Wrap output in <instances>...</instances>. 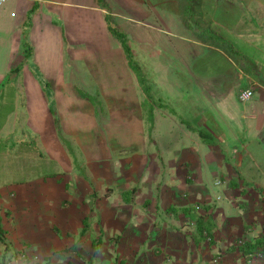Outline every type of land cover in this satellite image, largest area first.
<instances>
[{"label": "crops", "instance_id": "0c3cea01", "mask_svg": "<svg viewBox=\"0 0 264 264\" xmlns=\"http://www.w3.org/2000/svg\"><path fill=\"white\" fill-rule=\"evenodd\" d=\"M91 1H88L92 10L89 15L96 22L95 31L93 28L65 27V22L69 24L71 18L67 13L70 11L68 6L81 4L78 0H7L0 7V60L3 61L0 65L5 73L0 76V93H10L7 98L17 99V110L21 102L24 128L31 137L29 140L38 141L39 145L55 148L56 151L58 149L59 155H55L65 166L62 172L65 175L56 171L52 182L48 183H37L38 178L33 179L30 189L18 180L0 185L4 192L18 187L20 196L42 194L41 202L53 203L56 209L63 210L50 223L42 218L27 220L17 209L20 219L16 224L18 222L12 220V211L3 208L6 205L18 208L19 197L9 203L7 199L3 200L0 210V264H163L172 256H181L176 248L184 243V239L194 248V242L190 236L182 235L183 228L178 224L174 225L175 231L172 229L177 233L170 232L166 227L154 235V223L150 222V217L159 207L155 208L152 203L163 208L175 205L177 210L197 202L209 204L205 212L211 213L216 244L208 245L216 248L227 237L243 234L249 224L264 222V84L256 80L253 81L256 88L245 86L252 89V95L247 100H241L238 94L241 101L250 100L241 113L243 117L239 126L237 119L234 122L231 118V113H228V121H225L228 125L225 128L228 130V154L219 146L215 149L221 171L220 174L212 173L220 184L227 180L220 189L226 201L220 204L212 198L206 166L202 163V160H205V164L213 160L216 152L208 150L206 157L201 158L196 148L200 139L194 135L190 137L189 146H183L180 154L178 150L168 149L165 153L160 149V140H167L168 146L179 144L173 142L177 136L164 134L167 128L173 129L178 124L175 115L162 109V104H156L144 89L142 66H146V61L141 56L144 49L130 47L131 56L140 68L138 75L130 66L121 43L105 25L106 8L99 5L98 0ZM251 6L258 18L264 19V0H253ZM92 32L99 33L105 42H94ZM141 38L137 36V40ZM242 39L250 42L249 34H242ZM192 42L198 46L206 45L200 39L194 38ZM260 45L256 50L264 52V42ZM212 47L223 50L217 44ZM135 56L139 59H135ZM87 69L88 78H84L82 70ZM88 79L98 85L100 92L97 96L101 93L103 100H90L92 96L84 90ZM5 82H15L16 86H7L3 90ZM196 96V99L201 98L199 93ZM48 99L52 100L53 106L50 107ZM98 107L105 111L100 113ZM196 117V125L190 127L193 132L203 129L213 135V132L221 134L224 131L213 113L198 112ZM59 133L64 139L69 137L76 143L80 141L76 146L85 148V156L80 164L83 166L87 163L86 172H79L76 176L71 172L70 158L60 154V148L66 145H62ZM90 139L96 143L91 144ZM203 139L210 146V141ZM106 141H109V146L117 147L113 150L114 154L106 156L104 153ZM147 146H154L156 151H148ZM91 147L100 151L95 157L89 153ZM9 156L6 149L0 150L4 170L2 178H9L5 175L10 167L3 161ZM164 164H167L166 172L163 170ZM32 168L29 165L26 167ZM68 172L73 175L72 179ZM94 178L98 185L92 183ZM71 187L79 189L76 195L84 196L77 199L82 204L84 219L87 213L95 214L90 206H97V219L90 223L91 229L87 228L76 247H73L75 242L70 239L66 229L69 226L66 225L68 212L65 209L71 204V199L65 196ZM118 187L123 189L121 196L132 192L131 200L124 197L109 201V195ZM148 189H155L156 193L161 194L162 199L157 201L158 204L151 201L149 195L152 193H148ZM182 189L185 192L181 193ZM92 195L97 197L93 198ZM85 201L88 204L84 212ZM219 208L224 215L216 224L214 211ZM258 208L262 212L256 215ZM179 214L175 219L177 221L179 217H185L182 211ZM81 222L82 218L79 226H82ZM52 223L62 225L64 238H68L64 245H61L62 241L56 246L51 244V240L54 242L59 237L58 231L50 227ZM21 225L28 227H23L20 235ZM33 228L46 229L40 234L30 235L28 229ZM223 235L227 236L223 238ZM102 236L104 239L101 241L99 237ZM94 240L100 241L95 255L92 248ZM178 241L179 245L176 246L174 242ZM204 255L207 256V253ZM227 256L228 264H244L245 257L236 254V251L222 255L225 259Z\"/></svg>", "mask_w": 264, "mask_h": 264}, {"label": "rangeland", "instance_id": "374dc122", "mask_svg": "<svg viewBox=\"0 0 264 264\" xmlns=\"http://www.w3.org/2000/svg\"><path fill=\"white\" fill-rule=\"evenodd\" d=\"M78 1L81 2V4L68 6V10L70 11H67V13H69L71 18L68 20L69 24L65 22V27L93 28V31H95L94 26H96V22L93 17L89 15L92 10L88 6V3L92 1ZM252 1L253 0H98L99 5L105 7L108 13L105 17V25L107 24L108 27L111 26L123 33L122 38L129 48L133 47L138 49L141 47L146 52H141L142 58L146 61V66H142V75H145V78L143 77L144 89L149 93L156 104H162V109H165L166 112L171 114L174 113L175 115L178 126L175 125L173 129L167 128L168 130L165 131L164 134L177 136L178 138H175L173 142L179 144L168 146L167 140H160V144L162 143L160 149L165 153L168 149L175 150V152L178 150L179 154L182 153L184 147H186V145L189 146L191 143L190 137L194 135L200 139V144L196 145V148L200 151L201 158L204 159L206 157L205 153L208 150L216 152L218 146L224 150V153L228 154L226 148L228 147V130L225 129L228 126L225 123V121H228V113H231V118L235 120L234 122H236L237 119L239 122L237 125L239 126L241 117H243L241 113L247 108L246 105L250 103V100L243 102L238 98V94L241 90L245 89L244 87L247 85L256 88L257 86L253 81L258 80L264 84V52L256 50V48L261 46L260 44L264 42V19L258 18L255 14L253 6H251ZM65 12L66 11H64V14ZM87 14L89 16H87ZM180 19L185 26L182 25ZM60 23L61 21L59 24ZM245 32L249 34L250 42H246L242 39V34ZM193 33H195V35H193ZM92 34L91 39L94 42H105L99 33L92 32ZM136 35L138 38H142L137 40ZM184 37L186 40H184ZM194 38L200 39L206 45L198 46L192 42ZM258 43L259 45H257ZM215 44L222 47L223 50H215L212 47V45ZM135 59L139 58L135 56ZM2 62L3 61L0 60V64H2ZM3 69L4 68L0 65V76L5 74ZM87 74L88 69L87 71L82 70L84 78H88ZM89 76L91 77V74H89ZM144 80H146V84ZM84 85V90L87 95L92 96L90 100L93 99L94 102L100 101V99L103 100L102 97H100L101 93L99 97L97 96L100 92L98 85L91 83L90 79H88ZM3 86V90H6L7 86H16V83L5 82ZM198 93L201 98L196 99ZM9 95L10 93H8V95L4 92L2 94L0 93V150L6 149L10 155L3 160L7 162L10 167V169L8 168L7 170L8 172L6 171L7 175H5L9 178H2L1 176L4 170H2L3 165L1 163L2 159L0 158V185H7L15 182L13 180H18L25 184V188L30 189L34 181L33 179L38 178L35 181L37 183L52 182L55 172L57 171L63 174L62 172L65 167L59 162V157L55 155L59 150L57 149L56 151L54 150L55 148L39 145L38 141L29 140L31 137H29L28 132L24 128L25 122L21 114L23 113L24 115V112H22V104L20 102V107L17 110L15 108L17 99L12 100L11 98H7ZM193 95H195V98ZM47 102L50 103V107L51 105L53 106L51 99H48ZM98 108L100 113L105 111V109L102 110L100 107ZM205 111L213 113L217 121H219L220 125L224 128L223 134H218L216 132H213V135L211 134L210 146L203 137H200L198 129L193 132L190 128L193 127L192 125H194L195 120H197V113H204ZM32 132L33 131H30L29 133ZM79 134L81 135L82 133L79 132ZM90 134H92V132H90ZM221 135H225L226 137L224 138ZM60 140L62 141V145H66L60 148V154L70 158L71 172H74L75 176L79 174V172H86V167H88L87 163L83 166L80 164V160L85 156V148L76 146L80 141L76 143L69 137L64 139L62 135ZM149 142L150 141H148V143ZM90 143L95 144L96 141L91 140ZM116 148L117 147L113 145L109 146V141L104 142L103 151L106 156L110 153L114 154L113 150H116ZM147 149L150 152L156 151L154 146H147ZM97 152L100 151H97L94 147L89 148V153L92 156L95 157ZM167 156L168 155H166V157ZM144 157L145 156H143V158ZM218 160L219 156L216 152L213 156V160L210 162L206 161V164L204 163L205 160H202V163L206 166L213 200L223 204L226 200L223 196L224 193L222 194L220 189L222 184L227 180L220 184V180H215V176L212 175L214 172L220 174L221 170L219 169L221 165L218 163ZM28 165L31 168L32 166L34 167L32 169H26ZM166 169L167 164H164V172H166ZM71 172L68 173H70L69 178L72 179L73 175ZM64 178L65 176L62 179ZM70 181L72 183V180ZM91 181L95 185H98L97 179L94 178ZM1 187L2 186H0V189ZM121 190L123 189H119V187L115 189L114 193L109 195L108 200L118 201L124 197L131 200L133 196L132 192L128 193L127 196H121ZM183 191L184 189H182L181 193H183ZM75 193H79V189H72L71 187L68 194L65 196L71 199V204L65 209V212H68L66 225L69 226L66 229L69 231V235L71 236L70 239L75 242L73 247H76L78 241L80 242V240H82V235L86 232L87 228L91 229L90 223L97 219V206L95 205L90 206L95 214L87 213L85 219L83 218L81 212L82 204L77 199H81L84 196L76 195ZM148 193H152L149 195L152 202L158 204L157 201H161L162 196L156 193L155 189H148ZM20 195L21 192L18 190V187H11L9 192H4L3 189L0 190V210L3 208V200L7 199L6 201L9 203L10 200H15L18 197L20 199L18 208H13L11 205H6L3 208L5 211H12V220L15 223L20 219V213L17 209L21 210V213L27 220L42 218L44 221L49 222L55 221L56 215L63 211L56 209L53 203L41 202L43 198L42 194ZM183 195L187 194L184 193ZM92 197L95 198L97 195H92ZM219 197L221 198L218 199ZM85 199L88 201L87 196H85ZM86 201L84 202V212L88 204ZM209 203H212V201ZM62 204L64 205L65 203L62 202ZM151 205L155 206V208L159 207L157 211L155 210L151 213L150 217V222L154 223V235L159 231L162 232V229H166V227L170 232H174L176 229L174 225L178 224L177 226L183 228L181 232L182 235L186 237L189 236L191 227L190 223L187 221L188 218L181 217L180 219L179 217V221L175 220L178 215H180V211H178L179 209L177 210L175 205L168 206V209L163 208L164 206H156L153 203ZM242 207L244 212V205ZM214 208L215 206L213 209ZM202 211L204 212V210ZM220 212V208L214 211L216 224L222 215H224V213ZM260 212H262L260 208L256 209V215ZM81 218L82 226H79ZM103 218L104 216L102 215L100 219L101 224ZM263 223L264 222H259L254 225L247 224L249 227L247 226L243 234H233V236L227 237L221 247L219 245L217 248L216 246L214 247V245L209 246L208 240H205L200 246H194V248L192 245H188L185 239L184 243L181 245H179V241L174 242L176 246L179 245V248H176V250H178L177 253H180L181 256H172L167 263L163 261V264H222V262L223 264H228V256L225 259V257H222L224 253L222 254L219 252L222 250L224 251L225 247L237 240V238L242 236L250 237L258 233L260 230L264 229ZM16 224H19V222ZM59 225H55L54 223L50 224V227L58 231L57 235L59 236L54 242L51 240V244L54 246L60 241L63 242L61 245L68 242V238L67 240L65 239L66 237L64 238L62 225ZM23 227H28V225H21L20 232H18L20 235L21 232L23 233ZM45 229L46 228L37 230L35 228H33V230L28 229V233L30 235H36L42 233ZM172 229H174V231H172ZM163 232L166 233L165 230ZM226 236L227 235H223V238ZM99 238L101 241L104 239L103 236ZM219 240L220 239H218V241ZM96 241L98 240H94V242ZM92 248L94 249L93 245ZM204 253H207V256H205ZM218 254H220L219 258L217 257ZM236 254H238L237 251ZM228 255L230 256V254ZM243 262L244 264H264V256L258 254L251 260L243 258Z\"/></svg>", "mask_w": 264, "mask_h": 264}, {"label": "trees", "instance_id": "16d2710c", "mask_svg": "<svg viewBox=\"0 0 264 264\" xmlns=\"http://www.w3.org/2000/svg\"><path fill=\"white\" fill-rule=\"evenodd\" d=\"M110 31L116 38L119 39L121 45L126 53V57L132 69L136 71L138 75H140V68L134 62L130 48L122 38L123 33L119 32L117 29L109 26ZM200 135L206 140L210 141L212 135L203 129L199 130ZM209 204L197 202L193 205H188L179 208L180 211L188 218V222L190 223L191 232L189 234L190 239L194 242L195 246L200 245L205 240H208V244H216V241L213 238V227L214 222L212 220V216L210 212H205ZM204 210V212L202 210ZM100 241L93 242V255L97 253L98 246ZM221 247V246H220ZM221 251V250H220ZM237 251L241 256H244L245 259L251 260L255 255L261 254L264 256V229L260 230L258 233L251 235L250 237L242 236L237 238L234 242L228 244L225 247L224 251L222 250L219 253H227ZM220 257V254L217 255ZM220 260V259H216Z\"/></svg>", "mask_w": 264, "mask_h": 264}, {"label": "built area", "instance_id": "2783aa9c", "mask_svg": "<svg viewBox=\"0 0 264 264\" xmlns=\"http://www.w3.org/2000/svg\"><path fill=\"white\" fill-rule=\"evenodd\" d=\"M7 0H0V7L6 2ZM252 95V90L249 88H245L243 90L240 91L239 93V98L241 100H247L248 98H250Z\"/></svg>", "mask_w": 264, "mask_h": 264}]
</instances>
